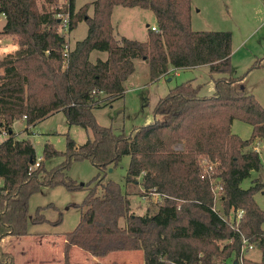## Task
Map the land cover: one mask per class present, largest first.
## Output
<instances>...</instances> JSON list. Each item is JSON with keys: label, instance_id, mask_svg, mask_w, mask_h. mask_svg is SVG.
I'll use <instances>...</instances> for the list:
<instances>
[{"label": "trees", "instance_id": "trees-1", "mask_svg": "<svg viewBox=\"0 0 264 264\" xmlns=\"http://www.w3.org/2000/svg\"><path fill=\"white\" fill-rule=\"evenodd\" d=\"M46 1L51 10L41 11L37 0H0L5 18L0 35L12 36L17 44L0 59V129L7 134L0 142V262L15 264L12 253L2 249V238L26 236L29 224L48 222L42 211L56 206H38L30 214L28 202L40 188L56 186L87 190L76 205L83 209L79 221L64 234L62 264H77L70 258L73 247L95 257L141 250L144 264H235L239 233L213 210L212 178L223 188V211L244 209L239 230L263 247L264 210L254 200L262 185L254 181L242 188L241 181L262 164L259 152L249 147L264 139V107L253 94L234 87L241 77L231 76L230 32L193 30L190 0H93L77 9L74 0L61 8L56 0ZM116 5L151 10L158 31L147 28L145 41L117 39L111 24ZM63 10L69 13V32L81 21L87 24L86 36L74 43L65 66L66 37L55 16ZM93 50L106 52L107 58L90 61ZM136 59L147 63L152 80L169 66L207 65L213 92L200 95L191 80L176 84L156 101L152 121L115 133L97 123L93 110L124 94ZM56 111L68 124L90 129L92 138L76 145L67 137L63 152L45 143L39 166L30 170L34 147L28 138H16L12 125L24 120L32 126ZM236 119L252 126L249 139L231 131ZM59 155L64 160L47 169L44 161ZM122 156L129 157L125 183L140 182L144 194L154 189L160 195L152 213L135 214L121 185L105 180ZM81 160L99 170L85 184L67 174L71 163ZM204 160L212 165L209 172L203 171ZM243 264H264V258H244Z\"/></svg>", "mask_w": 264, "mask_h": 264}, {"label": "rangeland", "instance_id": "rangeland-1", "mask_svg": "<svg viewBox=\"0 0 264 264\" xmlns=\"http://www.w3.org/2000/svg\"><path fill=\"white\" fill-rule=\"evenodd\" d=\"M88 0H75V6L80 7ZM67 0H56L58 8L64 7ZM41 11H48L53 8L46 0H37ZM191 3V28L193 30L203 31H228L231 34V76L237 79L234 87L246 94H253L255 99L264 107V0H190ZM64 11V10H63ZM114 12L113 25L115 30L122 28V33L131 39L144 40L148 28L153 24L154 14L149 9L135 7L133 10H126L130 18H125L123 12ZM131 11V12H127ZM66 12V11H65ZM89 13V12H88ZM92 15V14H91ZM127 19L126 22H124ZM4 18L0 15V22ZM124 22V23H123ZM119 26V27H118ZM87 33V24L81 21L69 33L64 34L67 37L70 46L85 37ZM1 38V37H0ZM7 43L17 48L15 39L10 36L5 38ZM4 40H0L3 44ZM13 50V51H14ZM11 51V52H13ZM9 52V53H11ZM106 52L93 50L89 59L94 62L96 56L104 58ZM145 62L140 59L135 60V71L130 80L126 82V91L124 95L112 99L110 103L97 107L93 110L95 119L102 126H110L115 133H129L133 128L153 120L152 110L155 100L162 97L169 89L176 84L191 80L193 84L200 86V95H210L213 92V83L209 76V70L201 67L194 70H177V74H170L165 78L152 80L147 72ZM257 63L256 66L254 64ZM66 63L63 66H65ZM2 69H0V73ZM170 78V81L168 80ZM147 97V98H146ZM15 137L28 138L35 150V156L42 157V149L45 143L51 144L58 151H65L66 138L74 140L76 145L84 143L88 138H92L90 129H84L78 125H70L66 121L65 115L61 111H56L37 121L34 125H26L24 120L15 121L12 125ZM231 131L242 139H249L252 135V126L241 120H234L231 124ZM2 137H4L2 135ZM5 138V137H4ZM3 139V138H1ZM0 139V140H1ZM259 154L262 161L259 170H253L250 175L241 181L242 188H248L254 181L259 182L262 187L254 194V200L257 205L264 210V139L259 144ZM180 149L181 146L176 147ZM64 157L59 155L44 161L47 169L61 163ZM128 156H122L119 164L106 171L105 180L112 179L117 181L122 189L129 195L131 210L137 215H144L149 209L152 213L156 209L155 195H146L144 190L137 184H126L124 176L126 174ZM99 172L89 160L72 162L67 169V174L76 183H86ZM87 190L69 191L63 186L53 188L42 187L31 195L28 202L29 213H34L38 206L52 203L56 208H45L42 213L48 219V222L41 224H29L28 235L36 236L42 234L45 238L53 235L63 236L71 231L79 221L82 208L80 205ZM216 209L222 214L228 216L223 211L220 201H216ZM61 217L59 223H52ZM264 228V222L262 223ZM30 236L16 239L14 236H6L1 242L2 249L7 251L10 241L18 242V249L15 251V264H24L26 256H32L34 259H44V257L55 258L58 255L56 249L50 252L46 245H38L40 238H33L35 242H26ZM26 248V253L22 256L21 247ZM255 248V249H254ZM253 250L245 252V257L260 259L264 256L263 248L255 244ZM78 251V252H76ZM76 251L70 255L71 261L77 264H94L114 262L121 264L123 257H129L130 264H139L143 262V253L141 250L114 251L105 257H95L88 254V257L79 255L83 253L82 249L76 248ZM57 253V254H56ZM79 253V254H78ZM13 255V254H12ZM14 257V256H13ZM63 260V251H62ZM231 264L229 260L226 262ZM225 263V264H226ZM0 264H5L0 262Z\"/></svg>", "mask_w": 264, "mask_h": 264}, {"label": "crops", "instance_id": "crops-1", "mask_svg": "<svg viewBox=\"0 0 264 264\" xmlns=\"http://www.w3.org/2000/svg\"><path fill=\"white\" fill-rule=\"evenodd\" d=\"M93 0H88V1H86V2H84V3H91ZM83 3V4H84ZM74 4H75V0H74ZM75 8L77 9V8H79V7H76L75 6ZM133 9H135V7H125V6H121V5H116V6H114L113 7V10H112V13H111V24H112V27H113V33H114V36L117 38V39H119L120 37H122V36H124V37H127V38H130V37H128V36H126L125 34H123L122 33V28H120L118 31L117 30H115V28H114V25H113V16H114V12L116 11V10H119L120 12H126V10H133ZM118 11V12H119ZM88 14L89 15H91L92 14V12H93V7L92 6H90L89 7V9H88ZM123 12V14H124V17L125 18H130V16H128L127 15V13H126V15H125V13ZM127 12H131V11H127ZM3 18H4V16L2 15V14H0ZM154 18H155V16H154ZM127 21V19L124 21V22H126ZM4 22H5V18H4V20H3V22H0V31H1V29H2V27H3V25H4ZM123 22V23H124ZM148 24H146V27L148 28ZM151 26H156V19L154 20V22H153V24H151ZM150 26V27H151ZM119 27V26H118ZM149 27V28H150ZM86 36V35H85ZM0 40H4V42H3V44L1 43V45H0V59L4 56V55H6L7 53H9V52H11V51H13L14 50V45L11 43H7L6 42V40H5V38H7V37H10L9 35H4V36H2V35H0ZM147 39V33L145 34V39L144 40H142V41H145ZM91 53V52H90ZM90 56V55H89ZM97 58H100L99 56H96V59ZM107 58V54H106V56L104 57V58H100V59H106ZM135 62V61H134ZM145 62V61H144ZM147 67V69H145V70H147V72H148V65H147V63L145 62L144 63ZM201 67H206L207 69H208V66L207 65H198V66H192V67H184V68H176V69H173V67L172 66H169V68H168V70H167V72L166 73H164V74H162L161 76H159L158 77V79L161 77V78H165V77H168V76H170V74H177V70H187V69H189V70H194V69H198V68H201ZM134 73H132L130 76H128V78L126 79V81H125V84H126V82L127 81H129L130 80V78H131V76L133 75ZM168 80L170 81V78H168ZM125 91H126V87H125ZM125 91H124V93H125ZM124 95V94H123ZM161 97V96H160ZM160 97H158L156 100H155V102L160 98ZM147 98V97H146ZM261 141H262V139H255L253 142H252V144L250 145V149H255L256 151H258L259 152V144L261 143ZM260 153V152H259ZM146 210H147V208H146ZM264 229V228H263ZM30 233V232H29ZM26 236H30V239L29 240H27L26 242H29V243H31L34 239L33 238H40L39 239V242H38V245H46V247H49V248H47L50 252L52 251V249L53 248H55L56 249V252H58V255H56V257L55 258H51V257H44V259H41V260H38V259H34L32 256H26L25 257V259H24V264H62L63 263V260H62V247H63V243H64V235L63 236H58V235H53V236H51L50 238L48 237V238H45V237H42V236H44V235H42V234H38V235H36V236H32V235H26ZM26 236H20V237H16V236H14V237H16V239L17 240H19L20 238H25ZM6 237H4V238H2V240H1V242L5 239ZM34 242V244L35 243H37V242H35V241H33ZM18 242L17 243H15L14 241H10V243H9V245H8V248L9 249H7V251L8 252H11L12 254H13V256H14V258H15V256H16V250L18 249ZM76 248L77 247H73V248H71V250H70V255H72V253L73 252H75L76 251ZM263 248V247H262ZM255 249V248H254ZM253 250V249H252ZM250 251V250H249ZM248 251V252H249ZM76 252H78V251H76ZM83 253H78L79 255H81V256H83V257H87V258H91V257H88L89 255H88V253L87 252H85V251H82ZM247 252V253H248ZM20 255H24L25 253H26V248L24 247V246H22L21 247V249H20V252H18ZM57 254V253H56ZM245 258H247V259H250V260H254V261H259V260H261V259H263L264 258V256H262L260 259H253V258H251V257H245ZM131 259L129 258V257H126V256H124L123 257V260H122V262H121V264H130V261ZM111 263H114V262H108V263H106V264H111ZM138 263L139 264H144V259H143V262H140V261H138ZM114 264H117V263H114Z\"/></svg>", "mask_w": 264, "mask_h": 264}, {"label": "built area", "instance_id": "built-area-1", "mask_svg": "<svg viewBox=\"0 0 264 264\" xmlns=\"http://www.w3.org/2000/svg\"><path fill=\"white\" fill-rule=\"evenodd\" d=\"M55 16L58 18V20L60 22V26H59L60 32H62L63 34H66V35L69 34L70 33L69 32V22H70L69 13L65 12V11H59L55 14ZM150 28L153 31H158L157 26H151ZM72 48L73 47L69 45V42H68L67 37H66V43L63 45V49H62L64 64L67 62L69 52L72 50ZM24 118H25V116H23V119ZM2 135L5 138L7 136L6 131L3 129H0V139L3 138L0 140V142L5 139L4 137H2ZM41 159H42L41 156L36 157L35 162L30 166L29 169L33 170V169L37 168L39 166ZM202 167H203L204 172H207V171L209 172V170L212 168V165L208 164V162L206 160H204L202 162ZM210 182H211V190H212V193L214 196L213 210L215 212H217L223 218V220L230 225V227L234 231H237L239 233L241 244H240L239 254L235 260H236L237 264H243L245 252H247L248 250H252L254 248L255 244H258V242L249 241L247 239V237H245V235L239 230V224H240V221L243 217L244 209H242V208H237V209L231 208L229 213L227 214L228 215L227 217H226V215L222 214L219 210L216 209V201H220V197H221V193L223 191V188L216 181L215 178H212L210 180ZM1 185H2V179L0 178V187H1ZM148 194L155 195L157 197L156 201H158L160 199V195L158 193H156L154 191V189H150L148 191ZM261 240L264 242V235L262 236Z\"/></svg>", "mask_w": 264, "mask_h": 264}, {"label": "water", "instance_id": "water-1", "mask_svg": "<svg viewBox=\"0 0 264 264\" xmlns=\"http://www.w3.org/2000/svg\"><path fill=\"white\" fill-rule=\"evenodd\" d=\"M81 184H83V183H81ZM234 263L237 264L236 260L234 261Z\"/></svg>", "mask_w": 264, "mask_h": 264}]
</instances>
